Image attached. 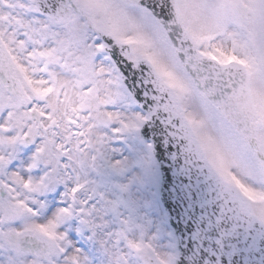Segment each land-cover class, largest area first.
<instances>
[{
  "label": "snow or ice",
  "instance_id": "6c2138e0",
  "mask_svg": "<svg viewBox=\"0 0 264 264\" xmlns=\"http://www.w3.org/2000/svg\"><path fill=\"white\" fill-rule=\"evenodd\" d=\"M0 264H264V0H0Z\"/></svg>",
  "mask_w": 264,
  "mask_h": 264
}]
</instances>
